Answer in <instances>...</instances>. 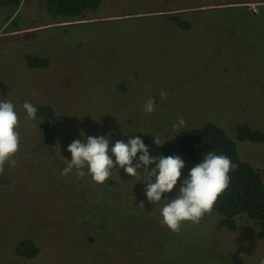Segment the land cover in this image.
Segmentation results:
<instances>
[{
  "label": "rangeland",
  "instance_id": "1",
  "mask_svg": "<svg viewBox=\"0 0 264 264\" xmlns=\"http://www.w3.org/2000/svg\"><path fill=\"white\" fill-rule=\"evenodd\" d=\"M180 11H194L188 18L193 25L189 33L176 34L149 19L153 13ZM14 19L18 27L8 30ZM68 41L84 45L73 52L82 59L77 62L80 67L67 58L70 66L56 63L50 72L28 68V56L57 59L70 54ZM61 67L74 81L42 82L43 76L49 79ZM82 68L97 78L89 80ZM84 77L90 96L84 91ZM18 98L51 104L62 117L63 148L51 158L33 137L40 130L31 125H39V120L18 114ZM150 98L156 106L149 114L143 105ZM0 99L14 104L18 131L28 135L25 143L35 146L17 153L16 167L5 165L0 176V264H70L62 241L73 236L76 222L89 223L92 216L93 228L102 232L103 226L95 222L98 208L104 213L125 209L146 216L149 227L156 223L151 230L170 239L164 243L167 264H259L264 258L258 226L246 218L238 220L236 231L221 229L212 212L199 224L184 222L178 234L161 224L164 199L176 195L193 167L185 157L181 156L186 166L176 189L157 204L145 195L147 174L132 177L116 171L97 184V191H92L87 174L79 178L73 170L61 175L66 159H71L68 145L77 139L84 142L81 131L95 137L111 133L112 146L142 135L164 141L215 123L237 143L242 160L264 178V143H241L236 137V127L243 122L264 132V0H104L98 10L70 23L55 19L42 0H22L19 9L0 13ZM179 117L186 124L174 129ZM31 152L44 159L28 163L23 155ZM110 180L116 185H109ZM104 191L110 199H104ZM137 191L138 197L130 194ZM75 215L79 218L73 219ZM29 238L43 248L31 260L16 253L21 241Z\"/></svg>",
  "mask_w": 264,
  "mask_h": 264
},
{
  "label": "trees",
  "instance_id": "2",
  "mask_svg": "<svg viewBox=\"0 0 264 264\" xmlns=\"http://www.w3.org/2000/svg\"><path fill=\"white\" fill-rule=\"evenodd\" d=\"M42 1L46 11L55 19L64 20L70 23L78 21L79 18L88 12L98 10L104 0ZM21 4L22 0H0V13L13 12V10L15 11L16 9H19ZM193 12L194 11L159 14L153 13L152 15H149V19H155V23L157 22L156 24H160L163 27L164 24H166L165 26L167 29L176 34H184L189 33L193 29L192 23L188 20L190 14ZM16 27H18V23L14 19L10 22L8 30ZM66 27L67 28H64V35L69 34V28L68 26ZM67 45L72 48L71 52H68L70 54H65L57 59H52L53 57L28 56V68L33 71L47 70L46 72H50L51 69L56 67V63L70 66L67 63L69 59H73L75 65L79 66L77 62L82 61V59L78 58L77 55H74L73 52L74 48L78 49L79 47H84V45L81 41H68ZM61 61H63V63H61ZM61 68L62 70L60 69L50 74L49 79L48 76H43L41 78L42 82L48 85L53 83L54 78L58 81H74L72 73L70 72V75H68L69 72L66 73V69L63 67ZM82 75L86 76L89 80L97 78L96 74L86 72V69H83ZM10 77L12 78L13 76ZM82 80H85L86 82L84 91L90 96L92 92L91 90L89 92V83L85 77ZM19 103L20 104L16 109L18 114H23L25 112L23 109L24 100L22 98L19 99ZM32 104L38 109L36 119L39 120V123L42 122L39 126V134L33 137L37 144L42 145V150L49 153L47 157V159H49L52 157L51 154H56V152L58 153L59 150L63 148L61 146L64 141L63 119L56 113L55 108L51 104ZM19 107H21V112L18 110ZM27 136L26 133L20 132L18 153L28 149L32 151L35 148V146L33 147L30 144L25 143L27 139L24 137ZM143 136L144 135L139 137L144 141L146 146H148L150 156L163 155L167 157L179 155L180 157H185L192 166L202 162L203 155L208 151H214L218 155H226L229 157L232 163L237 167L234 171L229 173V186L219 195L214 204L212 213L218 217L217 223L219 227L230 231H236L239 219L246 218L253 221L258 226V238L264 240L263 175L253 165L242 160L237 143L231 139L221 127L215 123H209L204 127L192 129L175 137H171L172 139L169 138L161 141L162 146H157L153 140L146 138L147 136ZM236 137L238 142L241 143H264V132L261 129H253L246 122H243L236 127ZM25 155L23 156L28 163H36L38 160L44 159L33 155L32 152L28 154L27 157ZM139 155L140 153H138V156ZM114 159L115 158L113 157V160ZM133 163L135 164V161ZM116 171L125 173V171L120 169L117 165L111 169V176L108 179H110ZM138 174L147 173L140 170ZM90 181L91 183L88 184L92 186V191L101 189L97 183L92 184L94 181L91 176ZM110 183L109 185H116L115 180H110ZM87 186L88 185H86V187ZM71 188L77 189L75 184H73ZM23 192L27 193L28 191L25 190ZM104 193V199L111 198L107 191H104ZM134 193L135 197H138V191L131 192L130 194ZM117 197L122 198L118 194ZM26 198L28 199V197H22L21 199L27 201ZM0 201L3 202L2 199H0ZM96 210L98 214L95 216V222L100 226H103L102 232H100V229L98 228H93L96 227V225L92 224L93 216L91 217L92 219H87L89 223H85L84 221L76 222L73 220L79 218L76 215L71 219V222H76L72 233L73 236L68 238L69 241L65 237L62 241L63 246L65 245L66 248V254L71 256L68 260L70 264H167L163 261V256L166 255L164 243H169L170 239H165L162 234H156L153 229L151 230V227L156 225V223L149 227V222H145L146 216L144 219L139 213L129 214L125 209H122L121 211L111 209L105 211L106 213L102 212L101 208ZM188 232L189 231L187 230V234ZM42 251L43 248L39 247L30 238L21 241L16 249V253L19 257L29 260L35 259L42 253Z\"/></svg>",
  "mask_w": 264,
  "mask_h": 264
},
{
  "label": "clouds",
  "instance_id": "3",
  "mask_svg": "<svg viewBox=\"0 0 264 264\" xmlns=\"http://www.w3.org/2000/svg\"><path fill=\"white\" fill-rule=\"evenodd\" d=\"M160 97L167 99V94L161 92ZM155 106V99L150 98L143 108L150 114L155 111ZM23 109L28 121L36 120L37 107L25 100ZM185 124V119L179 117L173 128L179 129ZM39 125L32 124L31 127ZM18 128L19 117L14 104L9 99H0V176L4 174L5 165L13 168L17 165L14 157L20 145ZM80 135L84 137V142L77 139L68 145L71 159H66L61 175L67 176L75 170L77 177L83 178L87 174L95 183L103 184L111 176V169L117 165L132 177L143 170L147 173L143 180L146 181L145 195L152 204L159 203L165 193H172L181 180L182 169L186 166L184 160L179 155L150 156L148 146L138 136L130 137L127 142L117 140L110 146L111 133L95 137L81 131ZM154 137V143L162 146L159 137ZM236 167L226 155H218L214 151L204 154L202 162L189 169L176 195L164 199L165 203L160 209L161 224L174 233L181 230L184 222L199 224L205 214L212 212L219 195L228 188L229 173ZM140 204L144 205L143 202ZM259 264H264V258L260 259Z\"/></svg>",
  "mask_w": 264,
  "mask_h": 264
}]
</instances>
